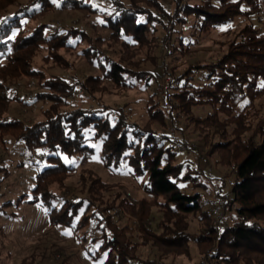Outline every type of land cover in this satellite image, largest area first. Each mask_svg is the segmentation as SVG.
Listing matches in <instances>:
<instances>
[{"label":"trees","instance_id":"16d2710c","mask_svg":"<svg viewBox=\"0 0 264 264\" xmlns=\"http://www.w3.org/2000/svg\"><path fill=\"white\" fill-rule=\"evenodd\" d=\"M109 1L107 14L91 0H59L61 10L100 12L106 33L95 35L94 25L48 33L46 24L30 28L29 21L54 7L52 0H0V139L42 150L46 163L27 202L44 208L50 225L81 231L83 245H97L87 254L101 264H157L141 255L140 246L155 248L158 260L173 264L189 255L190 243L205 264H264V109L256 104L264 97V34L253 22L264 19V0ZM239 17L249 21L214 59L181 70L170 66L176 54H191L182 29L190 18L194 30L208 33ZM188 36L195 38V31ZM82 42L79 56L100 75L75 83L90 94L104 92L106 82L117 90L133 89L137 82L163 90L145 123L123 107L66 108L75 83L37 66L36 57L45 51L43 62L65 70L69 63L61 51ZM143 51L142 61L154 70L130 69L128 64L139 68L134 59ZM20 78L36 80L43 91L25 100L11 91ZM43 101L49 105L41 109V120L7 118L12 103L27 107ZM200 107L210 112L200 117L194 112ZM189 135L196 138L193 146L185 141ZM93 143L100 146L105 168L127 167L140 178L142 197L131 198L89 169L80 171L78 194L71 193L68 179L75 168L63 158L76 157L84 165L95 154ZM180 148L192 153L195 163L179 161ZM0 174H7L1 166ZM208 182L225 199L216 222L217 201L201 193ZM192 216L200 225L193 233ZM40 263L33 257L21 264ZM61 264H69L68 258Z\"/></svg>","mask_w":264,"mask_h":264},{"label":"rangeland","instance_id":"374dc122","mask_svg":"<svg viewBox=\"0 0 264 264\" xmlns=\"http://www.w3.org/2000/svg\"><path fill=\"white\" fill-rule=\"evenodd\" d=\"M52 1L54 2V7L42 13L36 20L29 21L28 25L30 28L38 23L46 24L47 28L45 32L48 33L54 27L64 28L74 25L86 28L87 26L94 25L93 34L106 33V30L100 24L98 17L101 14L100 12L91 14L77 10H61L57 6L59 0ZM121 1L127 2L128 0ZM91 2L94 6L100 5L99 9L107 14L112 11V5L109 0H91ZM193 21V18H190L188 23L182 27L185 34V42H191L189 47L191 54L185 57L176 54L175 58L170 59V66H174L178 70L186 67L190 62L203 63L214 59L218 53L225 50V44L234 38L238 30L249 20L239 17L232 23L216 28L208 33H199L196 29L194 30ZM253 22L257 29L264 34L263 15L255 17ZM194 31L196 34L195 38L188 36V34ZM84 46L85 43L82 42L71 51H61L69 63L68 68L65 70H61L58 67H49V63L43 62L42 58L45 56V51L38 53L36 65L43 67V69L47 68L45 71L60 75L74 83L84 75L99 76L100 74L96 66H89L79 56V51ZM114 49L117 51L118 47ZM108 52L112 53L110 50ZM145 55L146 52L143 51L134 59L135 61H140L139 68L130 64H128V67L133 70H154V66L150 62L142 61ZM262 84L263 82L260 81L259 85ZM11 91L30 101L35 93L43 90L36 80L20 78L17 84L11 86ZM151 96L154 98H151ZM161 96H164V92L156 84H151L147 89L143 82H137L133 89L125 90H117L110 83L106 82L105 91L97 92L95 95L90 94L80 83H75V92L68 100L69 104L66 108L74 106L91 108L99 107L101 104L113 108L123 107L134 121L143 124L148 119L149 107L156 105ZM256 104L259 109H264V97L259 99ZM48 105L49 102L47 101L38 102L27 107L19 103H12L6 115L8 119L14 117L23 120L27 124H31L43 118L41 109L46 108ZM194 112L196 115L203 117L210 112V108L200 107L196 108ZM185 141L192 146L196 144V138L193 135H189ZM93 146L95 154L84 165L80 164L79 159L76 157L63 158L65 163L71 164L75 168V171L68 179L71 193L74 194L76 192L78 194L80 171L89 169L99 176L104 183L119 186L121 188L120 191L122 193L126 192L131 198L137 199L142 197L144 194L140 189V178H134L127 167H122L113 172L105 168L101 162L99 144L93 143ZM179 151V161H196L192 153H188L182 148ZM42 152V150L29 151L22 143L15 144L9 137H5L4 142L0 139V166L7 172L5 175L0 174V205L10 203V205L4 206L3 210L0 211V264H21L24 260H29L33 257L36 258V261H41L40 264H61L66 258H68L69 264H101L100 259L94 260L87 254L88 250H93L97 245H83L79 239L82 235L81 231L74 234L67 227L61 225L54 227L50 225L45 209L38 204L27 202L26 199H28V195L34 186L35 175L46 165L42 158ZM219 169L224 172L223 168ZM205 189L201 190L204 191L201 193L206 200L214 199V201H217L216 204H220L221 206L222 203L224 204L225 199L216 194L215 185H211L208 182ZM114 191L119 190L114 188ZM22 195H27V197L25 200L20 201L19 199ZM199 227L198 217H190L189 231L191 233L196 232L199 230ZM139 251L141 255L146 256L148 259L157 260V264H165V262L158 260L159 252L155 248L140 246ZM189 251L188 256L179 257L173 264H205L200 259V252L194 243L189 244ZM166 264L171 263L166 261Z\"/></svg>","mask_w":264,"mask_h":264},{"label":"built area","instance_id":"2783aa9c","mask_svg":"<svg viewBox=\"0 0 264 264\" xmlns=\"http://www.w3.org/2000/svg\"><path fill=\"white\" fill-rule=\"evenodd\" d=\"M222 216V210L220 204H215L213 210H212V217L213 220L216 222L218 221Z\"/></svg>","mask_w":264,"mask_h":264}]
</instances>
